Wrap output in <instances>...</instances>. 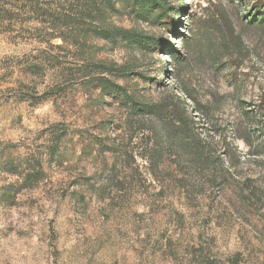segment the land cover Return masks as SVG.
Here are the masks:
<instances>
[{
	"label": "rangeland",
	"instance_id": "374dc122",
	"mask_svg": "<svg viewBox=\"0 0 264 264\" xmlns=\"http://www.w3.org/2000/svg\"><path fill=\"white\" fill-rule=\"evenodd\" d=\"M162 1L166 26L109 20L171 45L95 39L97 57L129 68L112 79L137 101L181 97L205 167L0 21V264H264V0Z\"/></svg>",
	"mask_w": 264,
	"mask_h": 264
},
{
	"label": "trees",
	"instance_id": "16d2710c",
	"mask_svg": "<svg viewBox=\"0 0 264 264\" xmlns=\"http://www.w3.org/2000/svg\"><path fill=\"white\" fill-rule=\"evenodd\" d=\"M167 11L168 5L162 0H0V21L7 27L15 25L31 29L45 46L44 55L41 54L45 64L57 58L49 54L51 49H65L75 57L73 63L77 68L72 71L79 73L84 85L100 94L119 95L118 100L127 114L152 121L147 128L149 137L155 141L171 139L177 145L176 150L186 154L187 160L205 167L210 163L213 150L195 131L193 118L186 113L181 97L172 92L168 99L159 103L137 101L126 91L121 92L122 86L112 79L127 76L129 68L97 57L99 46L95 39L141 53L171 45L168 40H155L142 29L127 28L109 20V15L118 14L136 22L166 26ZM178 25L179 21H176L174 32ZM57 39L60 42L54 43ZM56 63H59L56 69L63 71L62 63ZM38 65V62H32L24 72L36 74L41 70L37 69ZM26 173L30 175V171Z\"/></svg>",
	"mask_w": 264,
	"mask_h": 264
}]
</instances>
